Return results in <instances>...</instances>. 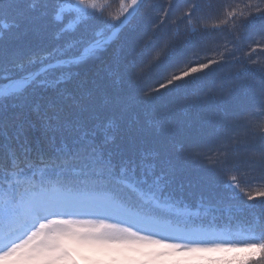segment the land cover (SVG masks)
<instances>
[{"label": "snow or ice", "instance_id": "1", "mask_svg": "<svg viewBox=\"0 0 264 264\" xmlns=\"http://www.w3.org/2000/svg\"><path fill=\"white\" fill-rule=\"evenodd\" d=\"M121 4L0 0V264H264V61L198 62L196 0L137 50L154 5ZM223 7L213 29L259 21L264 51V0ZM189 106L166 131L157 109Z\"/></svg>", "mask_w": 264, "mask_h": 264}, {"label": "trees", "instance_id": "2", "mask_svg": "<svg viewBox=\"0 0 264 264\" xmlns=\"http://www.w3.org/2000/svg\"><path fill=\"white\" fill-rule=\"evenodd\" d=\"M192 0H144V7L141 8V12L148 5H154V15L150 21H144L141 24V30L143 35L140 43L135 47L139 50L140 45L143 44L144 40L152 32V25L157 22L161 15L165 14V9L169 8L167 14V20L165 25L167 31L171 32L174 27L181 29V36L186 33V19H180L174 25L172 21L174 18L179 17L182 11L187 9L188 3ZM201 5V9L206 17L203 21H198L196 26L199 28L201 24H207L209 30L201 33L197 40L199 56L197 57L198 62L206 63L207 58L219 59L218 53H227L226 59L230 62L229 64L218 66L214 69L216 73L227 70L229 67L238 68L241 64H250V60L264 61V51L257 49L255 53L250 52L255 40L258 38L259 33L257 29L259 27V21L251 22L246 19H239L235 27L229 22L227 26L221 25L219 28L213 29L219 20L223 19L224 5L228 4L240 11V8L248 0H196ZM256 2V0H253ZM98 3L104 7L105 13H111L113 15L118 14L121 10V0H98ZM127 3V0H124ZM210 5V7H209ZM230 10V9H229ZM200 13L198 12L197 15ZM10 17L0 16V26H3L6 22H10ZM155 47H149L145 53V60L150 59L155 52ZM250 58V59H249ZM235 61V63H231ZM252 67H255L254 65ZM103 75V72H101ZM155 85H153L154 87ZM171 107V105H170ZM157 114L162 117L164 127L166 131L168 129H175L177 132L180 131H191L194 130L200 115L202 114L201 109L198 106L189 107H175L171 111H166L163 108L157 109ZM191 124L193 127L189 129L187 126ZM119 142V138L117 139ZM200 164H205L206 161H199ZM207 175L206 171L197 167L196 165L188 166L183 172H181L177 179L178 181L184 182L186 185L191 182L196 185L203 177ZM187 191V189H186ZM193 195L188 198V202L195 205L198 190L196 188L191 189Z\"/></svg>", "mask_w": 264, "mask_h": 264}]
</instances>
